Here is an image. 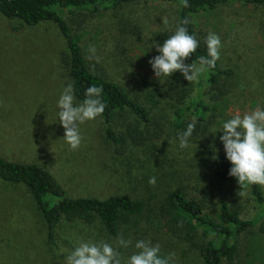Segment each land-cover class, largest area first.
<instances>
[{
    "label": "rangeland",
    "instance_id": "374dc122",
    "mask_svg": "<svg viewBox=\"0 0 264 264\" xmlns=\"http://www.w3.org/2000/svg\"><path fill=\"white\" fill-rule=\"evenodd\" d=\"M82 14L84 17L78 12H63L79 35L89 68L138 96L154 117L152 130L157 135L119 154L106 139L103 119L98 116L79 125L82 143L71 150L57 118L59 95L71 83L67 66L59 59L66 50L65 39L50 20L26 25L0 13V155L44 166L70 196L126 194L147 201L150 209L122 225L116 235L109 234L98 220L86 223L62 218L55 227V243L50 244L42 213L27 187L0 178V264H64L68 251L79 241H106L116 247L120 236L133 242L117 249L124 257L135 252V242L143 239L158 243L162 256L173 253L171 264H206L198 252V244L205 238L198 235L190 242L172 236L163 228L156 208L168 192L180 188L197 199L207 193L214 206L222 199L237 202L242 218L257 217V206L247 187L216 180L212 166L217 153L224 152L219 139L222 133H215L222 122L257 106L264 108V5L229 4L192 17L201 39L209 32L220 37L217 61L233 73L225 78V108L216 112L205 133L191 136L189 146L183 149L173 116L176 107L194 94L195 81L177 78L174 73L158 80L148 63L159 54L151 46L158 43L159 33L175 26L177 5L135 0L95 13L83 10ZM163 17L168 18L167 25L162 23ZM90 45L96 48L98 62L87 58ZM185 63L191 62L186 59ZM182 86L189 92L180 103L177 90ZM148 92L154 93V104L145 101ZM132 120L127 112L115 114L111 126L121 131ZM150 177L156 178L154 186L148 183ZM262 223L258 219L249 231L260 236L258 250L250 251L244 234L234 264H264Z\"/></svg>",
    "mask_w": 264,
    "mask_h": 264
},
{
    "label": "trees",
    "instance_id": "16d2710c",
    "mask_svg": "<svg viewBox=\"0 0 264 264\" xmlns=\"http://www.w3.org/2000/svg\"><path fill=\"white\" fill-rule=\"evenodd\" d=\"M135 0H0V13L10 19H19L26 25H35L43 20L55 23L65 39L66 50L60 53L59 59L68 68L76 99L85 98V89L91 85L102 87L101 99L106 108L101 115L104 123V135L117 153L122 154L128 146L143 145L152 140L157 131L155 120L150 109L141 102L136 95L128 92L125 86L108 78L102 72L92 71L85 61L79 35L65 19L63 12L80 13L83 10L91 13L105 8H117ZM177 5V19L175 26L165 29L158 35V43L174 34L179 22L187 17L190 23L186 26L189 34H194L199 41V47L187 58L198 64V58L207 54L204 39L197 33L192 17L199 12L214 10L220 6L239 4L241 6L264 5V0H188V7H183L180 0H163ZM84 19V18H83ZM78 21L82 19H78ZM233 70L222 67L216 61L214 68L207 69L194 82V94L187 103L184 99L189 88L182 86L177 90V99L181 106L174 111V127L176 134L186 129L192 118H196V126L191 136H198L207 131L213 122L216 112L226 106L224 96L227 92L225 78ZM177 78H184L179 72L174 73ZM209 94L208 100L206 95ZM145 101L154 104L153 92H148ZM129 113L133 120L126 122L124 129L115 131L111 122L115 114ZM231 167L225 158V152L219 151L213 160V175L220 182H236L228 175ZM0 178L9 182L23 183L35 199L46 224L47 242L54 244L55 227L64 218L68 221L81 220L91 223L98 220L106 231L116 235L122 225L141 216L150 209L149 203L143 199L131 198L126 194L112 193L105 198L98 196H70L65 189L44 166L37 163H24L7 160L0 155ZM251 199L257 206V217L245 219L240 216V204L237 202L220 200L218 206L212 204L207 193L201 199L188 196L180 188L168 192L156 208L157 215L165 231L172 236L184 240L194 241L198 235L205 238L198 244V252L206 264H234L240 250L241 239L245 238L250 251L257 248L259 235L250 231L255 222L263 220L260 231L264 233V192L260 185H245ZM213 211H215L213 213Z\"/></svg>",
    "mask_w": 264,
    "mask_h": 264
},
{
    "label": "clouds",
    "instance_id": "9594fccd",
    "mask_svg": "<svg viewBox=\"0 0 264 264\" xmlns=\"http://www.w3.org/2000/svg\"><path fill=\"white\" fill-rule=\"evenodd\" d=\"M183 7H188V0H180ZM162 23H169L163 17ZM190 20L185 17L174 30V34L164 39L162 43L153 42L158 55L149 59L154 76L169 78L173 73L179 72L188 82L196 81L199 75L207 69L214 68L220 59L222 47L220 37L209 32L204 39L207 54L198 58L196 62L185 63V60L199 47V41L194 34H189L186 27ZM150 46V47H151ZM89 60L99 61L95 55L96 48L90 45L88 49ZM102 87L91 85L85 89V98L77 103L72 83L63 87L57 101V118L64 129L63 138L71 150H77L82 143L79 125L86 121L94 120L101 116L106 104L101 99ZM196 118L182 132L178 133L180 148L189 146L196 126ZM220 132L219 139L223 144L225 158L231 167L228 175L234 177L239 187L247 185L264 186V108L257 106L255 109L237 113L233 118L222 122L215 133ZM148 183L155 185L156 178L150 177ZM239 195H244L240 192ZM133 242L120 236L116 240V247L106 241L94 242L81 240L65 257L64 264H171L173 253L161 255L160 245L153 244L150 240H137L136 249L130 256L124 257L117 250L119 247L127 248Z\"/></svg>",
    "mask_w": 264,
    "mask_h": 264
}]
</instances>
